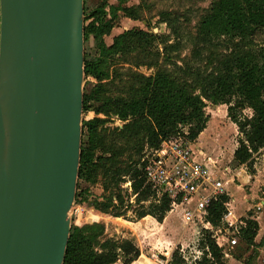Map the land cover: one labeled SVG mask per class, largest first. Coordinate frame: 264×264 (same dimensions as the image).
Returning <instances> with one entry per match:
<instances>
[{"label":"rangeland","instance_id":"374dc122","mask_svg":"<svg viewBox=\"0 0 264 264\" xmlns=\"http://www.w3.org/2000/svg\"><path fill=\"white\" fill-rule=\"evenodd\" d=\"M216 1L83 0L84 17L92 10L101 8L103 20L109 22L111 28L102 36L106 46L111 45L113 38L125 31H142L147 36L139 37L136 34L127 38V43L121 46L120 50L105 53L100 82L92 76L84 75L83 95L94 89L95 91L88 103V109L82 110L81 124L93 118L99 121L94 124L96 139L93 142L88 140L86 131L83 138L81 135L80 151L82 148L93 146L96 157L101 154L100 148H112V140L113 143L116 142L114 139L122 122L112 113L109 100L126 97L139 75L149 76L163 72L178 80L191 82L196 69L201 73L215 72L217 60L225 54L233 53L225 42L218 41L208 45L199 41V24ZM91 21L92 19H87L84 25L88 27ZM99 55L97 40L90 34L83 41V58L92 60ZM205 113L208 119L215 114L225 122L218 121L220 124H217V128L214 127L213 120L209 122L205 126L207 129L204 134L192 142L193 150L199 157L205 156L215 161L219 171L225 172L228 179L232 178L227 185L230 194L233 193L236 197L235 202L228 205L233 211L232 220L237 218L244 223L245 219L250 218L258 223V245L253 244L252 249L249 248L245 254L243 253L247 248L241 239L238 238L233 249H229L225 239L219 238L223 242L221 251L227 254H224V264H264V207L256 210V206L260 205L264 198L263 151H257L245 163V169L241 173L243 178L236 176L239 166H234L232 152L236 149L240 137L237 127L230 123L224 106L214 107L207 102ZM244 114L249 116L250 111L245 110ZM129 153L133 154V149H129L121 158H125ZM94 174L93 182L77 179V197L69 212L70 228L83 224L100 225L103 230L96 238L97 241L107 238L129 240L137 245L148 259L156 260L157 264H167L174 251L184 264H194L202 259V247L206 243L207 233L212 232L205 230L201 222L194 219V222L186 223L181 207H170L161 222L146 215V221L140 223L141 218H136L139 208L131 195L129 182L120 183L119 191L110 186L104 189L101 169L96 170ZM116 195L120 196L121 203L116 201ZM226 196L229 203L230 197L227 194ZM108 199L113 201L109 202ZM156 200L150 199L144 206L154 204ZM116 212L120 215L114 216ZM226 226L227 224L220 223L213 227H218L224 234ZM238 257L241 260L235 259ZM114 264H122V261L118 260Z\"/></svg>","mask_w":264,"mask_h":264},{"label":"trees","instance_id":"16d2710c","mask_svg":"<svg viewBox=\"0 0 264 264\" xmlns=\"http://www.w3.org/2000/svg\"><path fill=\"white\" fill-rule=\"evenodd\" d=\"M87 19L92 21L88 27H83L84 40L93 34L100 55L92 60L84 59V75L100 82L105 53L120 50L127 38L147 34L125 31L106 46L102 36L111 27L103 20L101 8L86 15L84 23ZM198 37L201 43L208 45L225 42L233 53L217 60L215 72L201 73L196 69L191 82L163 72L139 75L126 97L109 100L112 113L122 122L114 139L116 142L112 140V148H100L101 154L96 157L93 146L82 148L80 152L78 180L93 182L94 173L100 168L104 189L110 186L119 191L120 183L129 182L131 195L139 208L136 212L138 219L150 215L161 222L170 209L169 198L165 195L156 198L146 181L141 161L144 150L156 149L161 142L177 136L195 141L208 121L207 102L225 105L228 119L237 127L240 137L232 155L235 167L247 163L257 151H264V0H217L201 20ZM94 91L83 95V111L88 109ZM245 110L250 111L249 116L244 114ZM97 121L93 118L82 124V138L86 131L90 142L96 139L94 124ZM129 149H133V154L121 158ZM150 199L157 200L145 207L144 203ZM227 200L226 195H221L210 203L206 220L211 226L221 223ZM116 201L122 202L119 195H116ZM119 215L118 212L114 214ZM102 230L97 224L72 226L63 264H114L118 260L122 264H131L138 258L139 249L129 240L107 238L97 241ZM257 230V222L250 218L245 219L244 226L239 228L238 238L246 245L245 251L253 246ZM202 249V259L194 264H224V254L211 234L207 233ZM167 264L184 263L174 251Z\"/></svg>","mask_w":264,"mask_h":264},{"label":"water","instance_id":"95a60500","mask_svg":"<svg viewBox=\"0 0 264 264\" xmlns=\"http://www.w3.org/2000/svg\"><path fill=\"white\" fill-rule=\"evenodd\" d=\"M83 0H0V264H63L80 162Z\"/></svg>","mask_w":264,"mask_h":264},{"label":"built area","instance_id":"2783aa9c","mask_svg":"<svg viewBox=\"0 0 264 264\" xmlns=\"http://www.w3.org/2000/svg\"><path fill=\"white\" fill-rule=\"evenodd\" d=\"M141 161L146 181L156 198L165 195L170 200L171 208L182 207V217L186 223L194 219L201 222L205 230L212 232V238L217 237L215 244L218 247H222L218 241L222 237L228 248L233 249L239 228L244 223L237 218L232 220L234 216L228 202L224 203L225 212L221 218V223L227 224L224 234L206 220L210 203L226 195L225 184L232 180L226 177L225 172L219 171L215 161L208 157L200 159L193 150L192 142L182 136L165 140L156 149L144 150ZM245 166V163L241 164L239 171H243ZM263 207L264 202H261L256 210Z\"/></svg>","mask_w":264,"mask_h":264},{"label":"crops","instance_id":"0c3cea01","mask_svg":"<svg viewBox=\"0 0 264 264\" xmlns=\"http://www.w3.org/2000/svg\"><path fill=\"white\" fill-rule=\"evenodd\" d=\"M214 107H220V106H224L225 107V111H226V106L225 105H213ZM209 119H210V121H209ZM208 119V121H207V123H206V125L207 124H209V122L211 123L212 122V120H213V123H214V127L215 128H217L216 126H217V124H220V123H218V121H223V122H225V120L223 119H221L220 118V116H217V115H212V116H210V118ZM230 123H232L231 121H230ZM233 124V123H232ZM234 125V124H233ZM206 129L207 128H204V130L199 134V138L204 134V131H206ZM233 153V152H232ZM262 156L264 157V151H263V153H262ZM205 158V156H203V158H201L200 157V159H204ZM243 171H238V173H237V175L236 176H240L241 178H243V174H241ZM242 180V179H241ZM231 181V180H230ZM230 181H228L226 184H225V187H226V194L228 195V197H230V202L228 203L229 205H230V203L231 202H235V200H236V197L235 196H233V193L232 194H230V191L228 190V183L230 182ZM262 202H264V198H263V201ZM182 208V207H181ZM182 213H183V210H182ZM232 213H233V211H232ZM146 219H147V217H143V218H141L140 220H139V222L140 223H143L144 221H146ZM256 222H257V220H256ZM258 224V223H257ZM257 234H258V231H257ZM257 234H256V236H255V238H254V241H253V243H254V246L255 245H258V242H256V237H257ZM219 238H222V237H219ZM219 238H218V241H219V244L220 245H223L222 243V241H220L219 240ZM137 248H138V246L137 245H135ZM251 249H252V246L250 247ZM139 249V252H140V254H139V256H138V258L136 259V260H138V259H140V257H144L145 259H147L148 261H150L151 263L150 264H157L155 261L156 260H154V261H151L150 259H148L145 255H143V252L141 251V249L140 248H138ZM249 251V249L247 250V251H245L243 254H245V253H247ZM226 256H227V254L226 253H224ZM249 255V254H248ZM236 260H241V258L240 257H238V259L237 258H235ZM135 261V260H134ZM133 261V262H134ZM133 262L131 263V264H133ZM159 262V261H158ZM162 263V262H161Z\"/></svg>","mask_w":264,"mask_h":264},{"label":"bare ground","instance_id":"6f19581e","mask_svg":"<svg viewBox=\"0 0 264 264\" xmlns=\"http://www.w3.org/2000/svg\"><path fill=\"white\" fill-rule=\"evenodd\" d=\"M0 114H2V104L0 105ZM151 262L145 259L144 257H140V259L133 262V264H150Z\"/></svg>","mask_w":264,"mask_h":264}]
</instances>
